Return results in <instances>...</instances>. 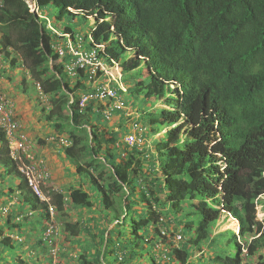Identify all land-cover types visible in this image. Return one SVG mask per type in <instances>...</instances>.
I'll list each match as a JSON object with an SVG mask.
<instances>
[{
    "label": "trees",
    "instance_id": "obj_1",
    "mask_svg": "<svg viewBox=\"0 0 264 264\" xmlns=\"http://www.w3.org/2000/svg\"><path fill=\"white\" fill-rule=\"evenodd\" d=\"M33 1L37 12H30L25 0H0V55L38 84L50 106L47 123L77 131H69L68 145H60L59 152L85 177L84 184L98 192L104 225L96 235L95 221L66 223V239L85 235L90 240L79 257L71 254L68 260L264 264V217L259 221L255 215L264 196V0ZM51 8L58 21L64 16L72 21L93 18L90 34L83 38L70 26L60 33L73 40L81 37L83 48H94L99 61L120 66L125 94L142 96L147 107L138 113L148 133L167 129L152 153L135 144L115 159L118 134L104 124L99 111L104 106L90 101L78 109L75 93L91 89L88 73L81 69L73 83L63 80L65 59H59L53 45L65 39L35 14ZM49 61L57 66L51 69ZM21 82L26 83L25 75ZM70 95L74 100L67 114ZM156 103L162 107L155 108ZM128 106L112 114L125 115ZM135 123L139 125L138 119ZM18 166L0 129V177L9 184L3 188L0 179V200L15 190L22 199L16 210L0 218V264H29L19 248L27 230L45 231L49 207L55 213L95 208L91 192L81 187L51 191L48 201L39 199ZM13 177L19 179L15 184ZM222 216H232L236 225L238 221L237 233L214 232ZM45 241L39 239L36 246L44 247ZM55 256L51 251L32 264H52Z\"/></svg>",
    "mask_w": 264,
    "mask_h": 264
},
{
    "label": "rangeland",
    "instance_id": "obj_2",
    "mask_svg": "<svg viewBox=\"0 0 264 264\" xmlns=\"http://www.w3.org/2000/svg\"><path fill=\"white\" fill-rule=\"evenodd\" d=\"M26 1L29 3V0ZM57 14V10L54 8H51L46 13H41L43 17V21H41V23L44 24L46 18V22L49 23L50 26L55 27L59 32L64 31L66 26H70L73 33L75 35H80L82 38L90 34V29L94 22L92 17L88 18L87 21L79 20V18H76L72 21L67 16H64L60 21H58L55 18ZM85 41L87 42V40ZM59 43L62 45V42ZM57 63L49 61L50 68H55ZM9 66V61H4L3 57L0 55V93L3 95L4 103L8 108L7 110L12 108L15 118L20 125V131L26 136L27 145L30 148L29 155L32 157L33 163L38 164L37 166H44L49 173V180L45 185L42 186V194L45 199L43 201H48V196L51 191L58 190L62 193H67L71 187H81L84 190L87 188L91 192L92 200L95 202V208L92 210L68 208L63 212L55 213L53 211L50 222L44 223V227L46 228L45 231L39 230L33 233H31L30 230L26 231L28 234L26 235L25 243L20 246L21 248H19V250L21 249L24 251L22 255L24 257L26 255L27 259H29L28 261H30L29 264H32V262L38 260V257L47 256V254H49L51 251L54 254L56 253L52 264H74L71 263V260H68L70 255L73 254L74 257L80 255V253H82L81 249L85 248L87 246L86 243L90 242V240L85 238L84 234H82L84 235L83 238L80 235V237L77 239H66V235L63 233L64 225L66 223L75 222H83L86 224L88 221H91L90 223L95 221L99 227V230H97L95 234L97 235L100 231H102L104 229V225L102 223L103 221L100 220L98 210L99 194L97 191L91 190L88 183L84 184L85 177L83 175L76 174V167L73 162L68 160L64 156L63 152H59V146L66 145L69 141V131L77 132L75 128H70L64 124L63 127L58 129V125L56 124L57 122L53 124L47 123L45 120V112L50 109V106L48 105L49 102L46 101V98L40 94L35 86V82L30 79L28 74H23V71L18 69L17 66L15 68H10ZM109 70L110 74L115 77L118 73H120V68H109ZM9 73H11V75H9ZM24 75L26 76V83L22 84L21 80L22 76ZM122 79L121 81L117 80L116 82L119 84V86H122L123 84ZM63 80H65V78ZM102 81H106V79ZM127 81L130 83L134 82L133 78H128ZM113 83L115 82H110L112 85ZM115 87H118V85L115 84ZM75 95L78 96V93L76 92ZM122 96L125 97L127 102L131 101L134 107L130 108L128 106L129 111L125 115L123 113L112 114L110 119L107 120V123H104L107 125V129L109 131L112 129L118 134L116 148H114L117 151L115 159H117V155L119 156V154L132 151L134 146L126 145V147L129 148L124 147V144H126L125 137L128 135L124 134L130 130L133 121L137 119L143 131L147 132L145 136L142 134L140 138L141 142L138 144V147H143L142 149L147 151V154L152 153L153 145L157 139H159V137H162L165 134L167 129L163 128L155 135L148 133V126L144 124L138 113V109H147V107L143 105L142 96H132L125 93ZM71 97L72 95H70L69 101L64 105V111L67 114L70 112L68 105L71 104ZM154 107H162V105L160 103H156ZM97 120L100 123L103 122H101L99 118ZM40 140L43 144L39 143ZM98 170H100V167ZM103 170L107 171L106 167H103ZM0 179H4L3 184L5 186H3V188L7 187L6 185H9L8 182H5L4 177H0ZM17 181H19V179L14 177L11 178V183L15 184ZM21 201L22 199L18 197V192L16 190L8 196L6 192L3 193L0 200V218L4 219L10 210H16L17 207H19ZM261 201H263V203H258L255 210L256 219L259 221L264 217V196L261 197ZM231 218V216H222L220 219H218L214 232L217 233L229 230L237 233L238 222L236 225L233 221H231ZM30 219L34 221L36 217L32 215ZM112 227L113 224L108 226L107 230L111 229ZM170 233H166V236L170 237ZM177 234L178 233L175 232L173 233L174 236ZM42 238L46 239L45 245L42 248H38L36 244L39 239ZM27 242L31 244L29 245ZM33 244H35V246H33ZM19 250L18 252H20ZM57 253H59V255H57ZM62 253H64V255L65 253H68V257L61 256ZM79 260L80 259H77L75 263L78 264ZM105 261L106 262L102 264L110 263L108 258H106ZM251 263L254 264V260H252Z\"/></svg>",
    "mask_w": 264,
    "mask_h": 264
},
{
    "label": "built area",
    "instance_id": "obj_3",
    "mask_svg": "<svg viewBox=\"0 0 264 264\" xmlns=\"http://www.w3.org/2000/svg\"><path fill=\"white\" fill-rule=\"evenodd\" d=\"M65 41L63 44L55 45L53 48L57 52L60 60L65 59L63 64L64 71L68 76L77 77V72L81 69L88 73V84L91 89L80 95L78 98V108L80 111L84 109L90 101L101 103L104 108L99 109L102 116L108 120L112 112L115 110H126L127 104L121 97L117 89L110 84L120 80V73L115 76L110 74L109 66L97 59V51L93 49L87 50L83 48V39L76 37L74 40L70 35H64ZM91 41V39H89ZM103 49L101 45L96 46ZM114 68H118L114 64ZM103 78V79H102ZM106 79V81H102ZM39 89L38 84H36ZM120 89L125 91L121 86ZM7 105L4 103L3 95L0 93V129H3L6 138L9 141L10 154L13 158L19 160V171L25 176L28 185L31 187L34 194L41 200H45L42 194V186L47 183L50 176L44 166H37L33 163L32 157L29 155V146L27 145L26 136L21 133L19 123L15 119L12 108L7 110ZM132 132L125 137V143L128 146L138 145L141 142V131L143 129L138 124L132 125ZM24 155L28 162L22 159ZM53 208L49 207L50 216L53 214ZM177 239L180 236L176 237Z\"/></svg>",
    "mask_w": 264,
    "mask_h": 264
},
{
    "label": "clouds",
    "instance_id": "obj_4",
    "mask_svg": "<svg viewBox=\"0 0 264 264\" xmlns=\"http://www.w3.org/2000/svg\"><path fill=\"white\" fill-rule=\"evenodd\" d=\"M25 2H26V4L28 5V8H29V10H30V12H37V9H36V5H35V3H34V1L33 0H29V3L25 0ZM35 14H37V16H38V18H39V21H40V23H41V21H43V17H42V15H41V13H35ZM45 20H46V18H45ZM43 24V23H42ZM46 28L47 29H49V30H51L52 32H54L57 36H59V37H64V35H68V34H61L56 28H54V27H52V26H50L49 25V23H47L46 22ZM71 37V36H70ZM65 39V38H64ZM58 44H60V43H55L54 45H53V47L55 46V45H58ZM62 44H63V42H62ZM56 52V51H55ZM57 53V52H56ZM117 66H118V68H120V66L118 65V64H116ZM109 66V65H108ZM109 68H114V65H112V66H109ZM121 68H120V74H121V79H122V73H121ZM62 73L65 75V79H66V81H68V82H70V83H73L77 78H78V72H77V77H71V76H68L67 75V73L64 71V67H63V70H62ZM121 79H120V81H121ZM115 84L116 85H118V87H115ZM88 87H90V85L88 84V81H87V84H86ZM35 86H36V84H35ZM113 86L115 87V88H120V86H119V84L118 83H113ZM122 88H123V86H121ZM36 88H37V86H36ZM91 88V87H90ZM124 89V88H123ZM125 90V89H124ZM38 91L40 92V90L38 89ZM122 92H124L125 93V91H122ZM40 94H41V92H40ZM81 94H83V93H78V96H76V99H75V102L77 101V105H78V98L80 97V95ZM42 95V94H41ZM43 96V95H42ZM44 97V96H43ZM121 97H123V96H121ZM71 99H72V101H71V103L73 102V100H74V98L73 97H71ZM123 99H124V101H126V99H125V97H123ZM46 101H48L47 99H46ZM49 105V104H48ZM103 106V105H102ZM128 106V105H127ZM79 109V108H78ZM80 110V109H79ZM83 110V109H82ZM81 110V111H82ZM101 113V112H100ZM102 115V114H101ZM104 118V117H103ZM16 119V118H15ZM17 120V119H16ZM104 120L105 121H107L105 118H104ZM135 122V121H134ZM20 126V125H19ZM140 127H141V125H139ZM142 128V127H141ZM19 129H20V127H19ZM67 145H68V143H67ZM232 217V216H231ZM233 218V217H232ZM238 222V221H237ZM237 231H238V228H237Z\"/></svg>",
    "mask_w": 264,
    "mask_h": 264
},
{
    "label": "crops",
    "instance_id": "obj_5",
    "mask_svg": "<svg viewBox=\"0 0 264 264\" xmlns=\"http://www.w3.org/2000/svg\"><path fill=\"white\" fill-rule=\"evenodd\" d=\"M9 75H11V73H9ZM16 107V106H15Z\"/></svg>",
    "mask_w": 264,
    "mask_h": 264
}]
</instances>
